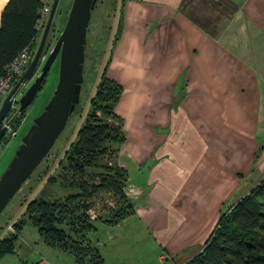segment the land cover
Returning <instances> with one entry per match:
<instances>
[{
    "label": "crops",
    "instance_id": "crops-1",
    "mask_svg": "<svg viewBox=\"0 0 264 264\" xmlns=\"http://www.w3.org/2000/svg\"><path fill=\"white\" fill-rule=\"evenodd\" d=\"M120 3L96 82L105 73L123 88L115 112L126 138L116 161L134 212L98 224L90 238L104 253L139 235L143 252L128 264H186L221 214L264 180V0ZM25 229L20 240L39 259L17 250L0 264H51V255L76 264L34 225L31 239Z\"/></svg>",
    "mask_w": 264,
    "mask_h": 264
},
{
    "label": "trees",
    "instance_id": "trees-1",
    "mask_svg": "<svg viewBox=\"0 0 264 264\" xmlns=\"http://www.w3.org/2000/svg\"><path fill=\"white\" fill-rule=\"evenodd\" d=\"M41 7V0H0V75L37 37L36 23ZM122 92L119 83L102 74L89 101L86 119L66 151L65 173L60 175V181L57 175H52L43 186L48 192L42 194V188L38 199L32 194L41 184V178L28 184V194L17 211L0 227V260L17 253L20 235L31 223L45 244L71 253L76 264L104 263L100 249L90 236L98 230V224L115 226L133 214V204L124 190L128 173L118 166L89 175L87 168L108 152L116 151L114 147L126 138L123 120L115 112ZM104 118L118 124L105 122ZM32 184L36 185L30 190ZM53 185L62 186L66 195L60 196L61 192L52 188ZM101 191L112 192L120 208L94 219L81 201ZM10 226L13 230L8 229ZM186 264H264V180L221 214L204 249Z\"/></svg>",
    "mask_w": 264,
    "mask_h": 264
},
{
    "label": "rangeland",
    "instance_id": "rangeland-1",
    "mask_svg": "<svg viewBox=\"0 0 264 264\" xmlns=\"http://www.w3.org/2000/svg\"><path fill=\"white\" fill-rule=\"evenodd\" d=\"M73 0H61L55 21L49 32L44 52L42 55V60L40 62L39 68L41 69L45 60L47 59L51 49L55 45L58 37L60 36L72 5ZM120 0H98L97 5L94 9L93 16L88 28L87 43H86V61L84 70V83L81 92V101L78 105L77 111L71 116L65 131L62 133L60 139L54 145L51 152L43 160L40 166L36 169L29 180L23 185V187L16 194L14 199L9 203L3 213L0 215V227H2L7 219H9L12 214L17 211L19 203L28 194L27 185L33 183L35 180L41 178L42 182L32 194L33 198H39V192L42 190L43 186L47 185V180L52 175L58 176V181H60V175L65 173L63 170L66 165V151L68 150L70 144L76 139L77 130L81 127L84 120L86 119L87 113L90 108V99L94 94L96 81L101 74V71L107 61L109 52L111 50L112 44L118 34V23L120 19ZM41 37L37 42L36 50L40 43ZM34 53V55H35ZM59 79V59L53 64L51 70L46 78V82L43 88L39 91L34 102L27 108V110L21 111L15 122V129L17 130V136L13 137L7 146L0 153V176L6 169L7 165L14 156L17 148L21 144L23 136L27 133L29 128L34 122V119L42 113L46 104L51 99L53 92L58 84ZM33 80L29 82V87ZM28 87V88H29ZM105 122L108 121L114 125L118 123L112 119H103ZM113 153H107L101 157L97 163L93 166L87 168V174L96 175L99 172H105L107 168H115L119 165L117 164V157L119 153V146H115ZM113 149V150H114ZM120 167V166H119ZM100 180V179H98ZM52 188L59 190L60 196H65V190L60 185H53ZM87 208V213L94 219L100 218L101 216H108L112 212L117 211L120 208L118 198L109 191H101L95 194L88 200L81 201ZM23 212V209L19 211V216ZM11 230L10 228H8ZM27 235L24 238L31 239V230H33V225L29 223L26 225ZM136 235H138L136 233ZM142 235V234H141ZM137 241L135 238L130 240L129 238L123 239L120 244H112L108 246L107 249L102 253L106 264H128L132 258L139 256L142 250V242L139 236ZM142 237H144L142 235ZM21 239V238H20ZM17 242V250L21 257L26 261L36 262L39 259L38 253L36 251L29 250L26 248L24 242L21 240ZM148 243V241H147ZM41 246V245H40ZM45 251V247H41ZM147 248V247H146ZM39 250V249H38ZM37 250V251H38ZM42 250V252H43ZM46 252V251H45ZM47 257L51 264H57L54 256H44ZM56 261V262H55Z\"/></svg>",
    "mask_w": 264,
    "mask_h": 264
},
{
    "label": "water",
    "instance_id": "water-1",
    "mask_svg": "<svg viewBox=\"0 0 264 264\" xmlns=\"http://www.w3.org/2000/svg\"><path fill=\"white\" fill-rule=\"evenodd\" d=\"M60 2L61 0H54L36 53L21 79V82H33L20 99V111L27 110L34 102L51 67L59 59L58 84L0 176V215L51 152L81 101L88 28L98 0L72 1L65 26L41 69H38ZM18 86L19 84L6 97L0 109V139L5 133L3 121L12 107ZM35 185H30V190ZM47 192L48 188H43L42 194Z\"/></svg>",
    "mask_w": 264,
    "mask_h": 264
},
{
    "label": "built area",
    "instance_id": "built-area-1",
    "mask_svg": "<svg viewBox=\"0 0 264 264\" xmlns=\"http://www.w3.org/2000/svg\"><path fill=\"white\" fill-rule=\"evenodd\" d=\"M41 1L42 7L36 23L37 37L16 56V58L5 68L4 73L0 75V109L6 97L14 87L19 84L13 96L12 107L2 124L5 128V133L0 139V153L7 146L9 141L17 136V130L14 128V120L21 112L20 99L29 87V82H21V79L34 57L37 42L44 32L54 2V0ZM9 228L13 230L11 226Z\"/></svg>",
    "mask_w": 264,
    "mask_h": 264
}]
</instances>
